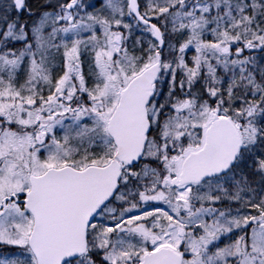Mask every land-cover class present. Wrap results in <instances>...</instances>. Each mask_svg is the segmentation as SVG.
<instances>
[{"label": "snow or ice", "instance_id": "6c2138e0", "mask_svg": "<svg viewBox=\"0 0 264 264\" xmlns=\"http://www.w3.org/2000/svg\"><path fill=\"white\" fill-rule=\"evenodd\" d=\"M0 264H264V0H0Z\"/></svg>", "mask_w": 264, "mask_h": 264}]
</instances>
